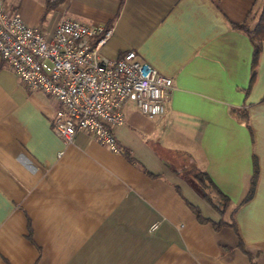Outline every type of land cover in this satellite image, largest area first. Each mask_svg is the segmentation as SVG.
Returning <instances> with one entry per match:
<instances>
[{"label":"crops","instance_id":"obj_1","mask_svg":"<svg viewBox=\"0 0 264 264\" xmlns=\"http://www.w3.org/2000/svg\"><path fill=\"white\" fill-rule=\"evenodd\" d=\"M4 4L47 38L68 19L111 28L103 57L134 52L173 88L163 116L124 106L113 153L85 133L59 138L58 103L0 58V264H264V41L254 69L237 28H257L264 0ZM194 169L230 198L235 228L215 229Z\"/></svg>","mask_w":264,"mask_h":264},{"label":"built area","instance_id":"obj_2","mask_svg":"<svg viewBox=\"0 0 264 264\" xmlns=\"http://www.w3.org/2000/svg\"><path fill=\"white\" fill-rule=\"evenodd\" d=\"M113 29L62 21L51 38L25 23L0 0V58L31 92L55 100L54 132L66 143L78 133L121 153L116 130L128 102L149 118L163 116L173 80L159 74L134 52L117 59L101 55Z\"/></svg>","mask_w":264,"mask_h":264},{"label":"trees","instance_id":"obj_3","mask_svg":"<svg viewBox=\"0 0 264 264\" xmlns=\"http://www.w3.org/2000/svg\"><path fill=\"white\" fill-rule=\"evenodd\" d=\"M237 28L244 31L248 35V37L250 38V40L253 44V47H254L253 67L255 69V66H256L257 60H258V56H259L261 49H262V43L264 41V10L261 14L259 23H258L257 28L255 30L249 31L245 27V25H239V26H237ZM237 114L242 120L247 119L246 113L238 112ZM191 174H192L193 179H194V181H195V183L199 189L198 191L202 195L203 199L213 209H215L220 214V216L222 217L221 222L214 225L215 229L219 230L223 226H230V227L235 228L236 224H235V220H234V214H232V220L230 223L224 221V216L226 215L227 211L231 208V205H232L230 198L227 195H225L222 191H220V189L214 184V182L211 180V178L209 177V175L207 173L194 169L191 172ZM256 181H257V166L254 170V175L252 178L250 191H249L248 195L246 196V198L244 199L243 203H245V202H247L253 198L254 193H255V188H256ZM192 209L195 211L197 218L200 222H202V223L208 222L207 219H204L202 217L199 210H197L194 207H192Z\"/></svg>","mask_w":264,"mask_h":264}]
</instances>
